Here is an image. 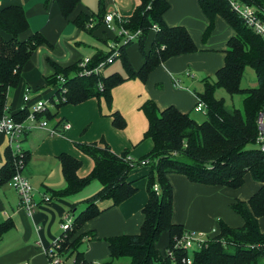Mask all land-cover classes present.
<instances>
[{
  "label": "trees",
  "instance_id": "obj_1",
  "mask_svg": "<svg viewBox=\"0 0 264 264\" xmlns=\"http://www.w3.org/2000/svg\"><path fill=\"white\" fill-rule=\"evenodd\" d=\"M54 1L59 4L62 15L68 18L81 0ZM237 1L253 7L264 22V0ZM199 4L209 22L204 33L205 40L213 33L219 16L235 32L228 40L225 62L216 72L215 79H206L203 90L196 92L206 105L207 118L200 123L174 106L160 110L152 100L142 106L149 122L144 138L154 144L152 151L141 159L149 160L152 167L147 184L148 202L143 210L144 223L137 235L108 239L111 262L125 258L129 264H187L185 260L191 258V264L264 263V233L259 225L260 218L264 216V153L256 144L257 120L264 110V41L233 11L228 0H199ZM169 8V0H140L133 15L125 18L124 28L142 31L139 40L134 42L144 57V64L138 71L133 69L126 54L127 47L134 43L120 45L121 54L115 60L122 62L125 75L120 72L108 76L103 73L86 75L82 73L80 62L67 68L55 65V74L47 79L49 86H58L50 99L54 107L58 110L90 99H104L111 107L114 88L136 78L145 82L167 60L197 52L198 47L185 27H170L165 23L164 14ZM98 17L99 23L92 27L91 16L81 14L74 23L82 30L93 32L105 19H102L101 13ZM104 28L108 31L105 24ZM28 29L29 22L22 6L0 7V118L7 115L9 90L19 86L26 64L40 46L47 44L45 37L38 32L22 39L21 35ZM152 32L154 39L150 50L146 51L145 43ZM121 41L116 37V42ZM109 55L97 52L89 69L105 62ZM112 63L106 64L104 69ZM247 67L255 70L256 88H242ZM61 77L64 78L63 83L59 80ZM221 89L231 96L242 95L241 108L230 107L224 98H218L217 92ZM29 113L24 109L13 117L24 121ZM56 115L48 108L38 117L54 122ZM111 117L114 127L120 130L126 128V120L119 112H114ZM77 146L93 160L92 172L87 177H79L82 162L68 154L60 155L67 187L52 191V194L70 196L94 181L101 183L102 189L87 201V207L74 217L71 227L60 236V250L65 263L73 258L74 264H89L81 251L85 235L79 232L85 223L101 214L97 202L112 200L116 206L133 196L137 189L128 181L129 172L133 169L128 161L129 151L118 155L105 140ZM9 153L11 158L7 170H0V186L11 180L15 173L12 152ZM28 158L26 154V162ZM170 174L183 175L196 184L234 189L243 186L246 175L250 174L261 184V188L249 201L232 203L233 211L243 219L242 227L232 228L220 222L216 236L207 239L201 247L188 251L177 247L178 240L187 231L172 220L174 191ZM155 185L158 191L154 189ZM13 226L11 220L0 223V240ZM165 232L169 233L170 239L162 254L157 245Z\"/></svg>",
  "mask_w": 264,
  "mask_h": 264
},
{
  "label": "crops",
  "instance_id": "obj_2",
  "mask_svg": "<svg viewBox=\"0 0 264 264\" xmlns=\"http://www.w3.org/2000/svg\"><path fill=\"white\" fill-rule=\"evenodd\" d=\"M169 2L170 8L164 14L165 23L170 27H185L198 47L197 52L167 60L145 82L136 78L114 88L111 107L104 99H90L57 110L50 99L58 86L47 84V79L55 74L54 66L67 68L86 58L92 59L97 52L108 54L109 45L117 37L116 33L105 31L104 20H101V26L88 32L80 29L74 23L75 19L81 14L91 16L93 26L99 23V13L102 19L110 13L130 17L140 0H81L68 18L62 15L59 4L54 0H0V7L24 8L29 29L21 35L22 39L38 32L47 40V44L40 46L26 64L19 86L9 90L7 114L17 120L13 117L15 114L24 109L31 111L37 100H44L51 112L57 114L55 121L50 122L52 128L61 129L60 125L66 122L71 126L61 135L51 136L47 129L35 128L23 137L22 148L29 156L23 174L33 187L35 210L30 215L21 206L20 195L11 186L10 179L0 186V223L11 220L14 224L0 240V264H50L46 251L63 233L61 225L67 218L74 219L87 207V201L102 189L101 183L94 181L70 196H53L52 191L67 187L60 155L68 154L80 160L82 166L78 176L84 178L92 172L94 162L78 148V144L105 140L114 153L120 155L129 151L134 160H141L152 151L153 142L144 138L149 126L142 110L145 102L152 100L160 110L174 106L192 118L197 112L196 90L192 91V88L202 91L206 79H215L216 72L224 65L228 40L235 32L219 16L213 33L205 40L209 22L199 0ZM153 39L154 32L145 43L146 51L150 50ZM126 54L133 69L138 71L144 64L138 44L128 46ZM121 74L125 75L124 68ZM26 93L30 96L29 103L23 100ZM114 112H119L126 120L125 129L114 127L111 117ZM9 151L7 136L0 133V170L3 172L11 158ZM151 173V164L135 167L129 172L128 181L137 191L121 204L115 206L112 200L97 202L101 214L85 223L79 232L85 235L81 251L89 264H129L125 258L111 262L108 239L141 232ZM169 180L174 191L172 220L187 232L211 233L222 222L218 216L229 227H242L243 219L233 211L232 203L237 200L247 202L261 188L259 182L248 180L246 184H251L249 189L240 190L196 184L180 174H170ZM243 189V196H240ZM259 225L264 233V218L259 220ZM169 239V233L165 232L159 240L157 248L162 254L169 245ZM72 262L73 258H70L65 264Z\"/></svg>",
  "mask_w": 264,
  "mask_h": 264
},
{
  "label": "built area",
  "instance_id": "obj_3",
  "mask_svg": "<svg viewBox=\"0 0 264 264\" xmlns=\"http://www.w3.org/2000/svg\"><path fill=\"white\" fill-rule=\"evenodd\" d=\"M233 11H235L240 18L244 20L246 25L251 28L258 36L264 41V22L258 17L253 7L244 5L237 0H228ZM125 18L119 16L116 13H110L106 15L104 24L106 29L111 33H116L117 37L121 38V42L113 41L109 45V57L105 62L100 63L97 67L89 69L91 63L90 58H86L80 63V68L83 74L90 75L92 73L101 74L104 71L106 64L114 62L120 57V45H126L128 43H134L139 40L142 35L141 30L131 31L123 27ZM92 27V24L90 25ZM156 27H154V30ZM61 83L64 82V78L59 79ZM178 85V84H177ZM25 103L30 102V96L28 93L23 98ZM65 99L63 98V101ZM47 101L37 100L28 117L24 121H18L10 117L8 114L0 118V133H4L8 138L9 149L12 152L14 175L10 181L11 186L20 195L21 206L26 210L28 214H32L35 210V203L33 200V187L28 178L23 174L26 166V153L22 148V140L25 134L31 132L35 128L47 129L51 136L61 135L70 129L69 123H62L61 129L59 127H51L50 122L46 119L41 120L38 115L48 109ZM53 106V105H52ZM195 111L206 114V105L197 97V103ZM258 135L256 138V144L261 152L264 153V110L261 112L257 120ZM59 126V125H58ZM128 161L131 163L132 168L138 166L150 165L149 160H134L130 156ZM158 191V186L154 188ZM73 219L67 218L61 225L63 233L66 232L72 225ZM207 241L202 237H196L192 232H186L181 239L177 242V247H182L188 251H193L202 246ZM61 237H59L50 247H48L46 253L50 264H65L64 257L61 254ZM187 264L192 263L191 258L185 260ZM21 264H29L28 262ZM71 264H74L72 262Z\"/></svg>",
  "mask_w": 264,
  "mask_h": 264
},
{
  "label": "rangeland",
  "instance_id": "obj_4",
  "mask_svg": "<svg viewBox=\"0 0 264 264\" xmlns=\"http://www.w3.org/2000/svg\"><path fill=\"white\" fill-rule=\"evenodd\" d=\"M122 62L119 60L115 61L113 64H111L110 66H108L105 71H104V75H109L113 72H120L123 73V68H122ZM183 80V79H182ZM242 88L243 89H249V88H256L257 87V76L255 73V70L252 67H247L245 69L244 72V76L242 79ZM196 90L195 92H201V89H198L197 87H193L192 91ZM217 97L218 98H224L227 105L230 107H234V108H241L242 106V100H243V96L242 95H235V96H231L229 95L227 92H225L224 90H218L217 92ZM193 118H195V120H197L198 122H204L206 120V115L204 113H200V112H194L193 113ZM246 180L252 182V183H256V181L252 178V176L249 174L247 176V178L245 179V184L241 187V188H231L233 190H240L242 188L244 189H249V185H251L250 183L246 184ZM251 188V187H250ZM244 189L241 190L240 192V196H243V192ZM254 195H252L248 201L253 197ZM217 218H219L225 225L229 226L225 221H223L221 216H218ZM264 218L261 217L260 219ZM219 228V225H218ZM218 228H216L215 230L213 229L211 233H205L202 231H191L192 233H194L196 235V237H202L203 239H211L214 236H216L218 234ZM217 233V234H216Z\"/></svg>",
  "mask_w": 264,
  "mask_h": 264
},
{
  "label": "water",
  "instance_id": "obj_5",
  "mask_svg": "<svg viewBox=\"0 0 264 264\" xmlns=\"http://www.w3.org/2000/svg\"><path fill=\"white\" fill-rule=\"evenodd\" d=\"M189 86V83H186Z\"/></svg>",
  "mask_w": 264,
  "mask_h": 264
}]
</instances>
